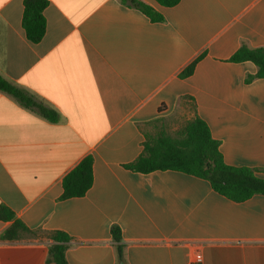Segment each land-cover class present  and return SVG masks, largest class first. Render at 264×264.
<instances>
[{"label": "crops", "instance_id": "1", "mask_svg": "<svg viewBox=\"0 0 264 264\" xmlns=\"http://www.w3.org/2000/svg\"><path fill=\"white\" fill-rule=\"evenodd\" d=\"M48 0L45 32L25 36L23 0H0V76L56 110L49 121L0 90V264L47 260L54 231L70 239L67 264H264V194L233 201L203 178L124 166L145 133L200 116L225 163L264 178V77L241 45L264 47V0ZM195 61L192 71L183 70ZM92 156L81 196L62 178ZM21 221L31 232H3ZM121 232V258L110 233ZM122 262V263H121Z\"/></svg>", "mask_w": 264, "mask_h": 264}, {"label": "trees", "instance_id": "2", "mask_svg": "<svg viewBox=\"0 0 264 264\" xmlns=\"http://www.w3.org/2000/svg\"><path fill=\"white\" fill-rule=\"evenodd\" d=\"M147 15L153 21L163 20V16L151 5L141 0H121ZM160 5L171 6L179 0H155ZM48 0H23L21 23L25 36L31 42H38L45 32L43 9ZM232 61H252L257 70L247 74L245 82L264 77V47L241 45L230 56ZM195 61L182 72L192 71ZM0 90L14 96L23 106L37 111L49 121H56V110L36 101L30 94L0 76ZM92 156H84L62 178L60 198L81 196L91 186ZM124 166L136 172L153 170H177L207 180L213 190L233 201H242L253 194H264V178L256 175L255 169L248 166H234L225 163L219 151V142L211 136L207 123L198 115L186 120L174 134L161 128L154 133H145L141 153ZM13 212L0 205V218L13 219ZM31 232L21 221L13 223L3 232L4 238H15L18 230ZM110 233L116 245L117 256L121 258V232L118 225L110 227ZM53 243L48 247L47 260L55 264H67L64 256L70 237L62 231L51 234Z\"/></svg>", "mask_w": 264, "mask_h": 264}, {"label": "rangeland", "instance_id": "3", "mask_svg": "<svg viewBox=\"0 0 264 264\" xmlns=\"http://www.w3.org/2000/svg\"><path fill=\"white\" fill-rule=\"evenodd\" d=\"M164 128L169 132L170 134H174L177 128L174 127L172 123H166Z\"/></svg>", "mask_w": 264, "mask_h": 264}, {"label": "built area", "instance_id": "4", "mask_svg": "<svg viewBox=\"0 0 264 264\" xmlns=\"http://www.w3.org/2000/svg\"><path fill=\"white\" fill-rule=\"evenodd\" d=\"M201 261V256L197 253L191 260V264H198Z\"/></svg>", "mask_w": 264, "mask_h": 264}, {"label": "water", "instance_id": "5", "mask_svg": "<svg viewBox=\"0 0 264 264\" xmlns=\"http://www.w3.org/2000/svg\"><path fill=\"white\" fill-rule=\"evenodd\" d=\"M122 263V262H121Z\"/></svg>", "mask_w": 264, "mask_h": 264}]
</instances>
